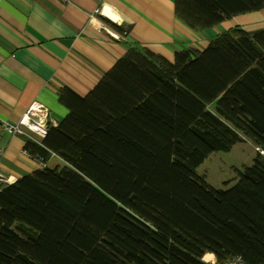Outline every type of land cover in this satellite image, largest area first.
<instances>
[{
	"label": "trees",
	"instance_id": "obj_1",
	"mask_svg": "<svg viewBox=\"0 0 264 264\" xmlns=\"http://www.w3.org/2000/svg\"><path fill=\"white\" fill-rule=\"evenodd\" d=\"M174 6L204 32L264 0ZM59 102L66 117L25 146L43 169L1 186L0 264H264V156L229 189L196 173L241 135L264 152V29L230 28L172 63L131 48ZM52 155L65 166L47 168Z\"/></svg>",
	"mask_w": 264,
	"mask_h": 264
},
{
	"label": "crops",
	"instance_id": "obj_2",
	"mask_svg": "<svg viewBox=\"0 0 264 264\" xmlns=\"http://www.w3.org/2000/svg\"><path fill=\"white\" fill-rule=\"evenodd\" d=\"M233 27L264 29V7L196 32L176 17L174 0H0V175L8 179L3 185L43 169L25 146L30 141L42 147L44 138L4 128L18 125L32 103L43 105L48 125L56 127L68 114L59 91L87 95L129 49L172 63L177 51H202ZM45 166L65 163L52 155Z\"/></svg>",
	"mask_w": 264,
	"mask_h": 264
},
{
	"label": "rangeland",
	"instance_id": "obj_3",
	"mask_svg": "<svg viewBox=\"0 0 264 264\" xmlns=\"http://www.w3.org/2000/svg\"><path fill=\"white\" fill-rule=\"evenodd\" d=\"M213 112V105L208 106ZM242 142L235 144L228 152L212 153L199 167L196 173L205 183L214 189L231 188L244 167L251 165L257 154L263 155L261 148L241 135Z\"/></svg>",
	"mask_w": 264,
	"mask_h": 264
},
{
	"label": "built area",
	"instance_id": "obj_4",
	"mask_svg": "<svg viewBox=\"0 0 264 264\" xmlns=\"http://www.w3.org/2000/svg\"><path fill=\"white\" fill-rule=\"evenodd\" d=\"M60 2L66 3L68 0H59ZM113 38L116 40L120 39L121 37L116 34H112ZM47 110L44 108L43 105L39 104L38 102L32 103L28 109L26 110L25 114L19 121L18 125H9L8 123H4V128L13 133V134H23L22 129H27L29 131H32L36 133L38 136L41 138H45L46 135L49 132V129L51 126L48 125V115H47ZM28 123L35 124L41 130H36L32 128ZM2 154L0 150V155ZM39 164L41 167H44L43 162L38 160ZM8 182V179L0 175V189L3 184H6ZM214 264V263H211ZM224 264H244L243 261L239 257L231 258L228 261H226Z\"/></svg>",
	"mask_w": 264,
	"mask_h": 264
},
{
	"label": "bare ground",
	"instance_id": "obj_5",
	"mask_svg": "<svg viewBox=\"0 0 264 264\" xmlns=\"http://www.w3.org/2000/svg\"><path fill=\"white\" fill-rule=\"evenodd\" d=\"M109 15V14H108ZM28 125H30L32 128H34V129H36V130H41V128H39L37 125H35V124H31V123H28ZM205 260H211L212 259V256L211 255H207V256H205V258H204Z\"/></svg>",
	"mask_w": 264,
	"mask_h": 264
}]
</instances>
